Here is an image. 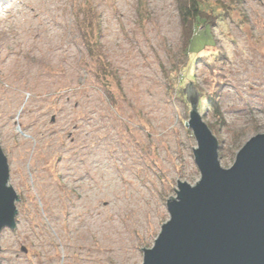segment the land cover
<instances>
[{
    "label": "rangeland",
    "instance_id": "1",
    "mask_svg": "<svg viewBox=\"0 0 264 264\" xmlns=\"http://www.w3.org/2000/svg\"><path fill=\"white\" fill-rule=\"evenodd\" d=\"M203 1L216 22L190 49L221 59L189 71L176 0H0V144L19 199L0 264H143L178 181H200L191 82L223 168L264 133V0ZM86 7L107 78L80 31Z\"/></svg>",
    "mask_w": 264,
    "mask_h": 264
},
{
    "label": "water",
    "instance_id": "2",
    "mask_svg": "<svg viewBox=\"0 0 264 264\" xmlns=\"http://www.w3.org/2000/svg\"><path fill=\"white\" fill-rule=\"evenodd\" d=\"M184 92L192 105L185 125L198 141L194 158L201 177L195 185L178 181L176 198L167 199L171 218L153 248L142 249L143 264H264V133L245 144L230 169L223 168L219 140L197 111L194 82ZM9 180L0 144V234L17 226L19 199Z\"/></svg>",
    "mask_w": 264,
    "mask_h": 264
},
{
    "label": "trees",
    "instance_id": "3",
    "mask_svg": "<svg viewBox=\"0 0 264 264\" xmlns=\"http://www.w3.org/2000/svg\"><path fill=\"white\" fill-rule=\"evenodd\" d=\"M177 6L179 10V14L181 17L182 22V28H183V49L187 52V60L188 62L184 65L185 68L192 69L199 61L203 62L213 69L214 62H218V59H221L219 54H211L210 56L213 57V61L210 62V56L198 55L199 52H202L205 50V47H208L209 45H205L201 51L192 53L191 52V45L193 40L195 39V35L202 31L207 30L208 28H212L213 24L216 22L214 18H212V15L210 16V13L207 10V5H205L203 0H176ZM223 2V1H222ZM227 5V4H225ZM228 6H223L220 8L223 11H227ZM82 19H79L81 21L80 23V31L82 32V37L84 40V43L86 44V47L88 49V52L91 54L92 58L96 60V63L99 64V67H105L106 64H104V55L101 51L100 42L98 41V33L100 29V20L99 16L97 15V12L93 8L86 7L82 11ZM210 59V60H209ZM207 60V61H206ZM212 63V65H210ZM100 71V77H106L107 75H112L109 72V69L106 67L104 70H98ZM99 75V74H98ZM107 78V77H106ZM107 93L108 96H110L113 101H115V96L112 93V90L109 86H107ZM198 92L202 95V97L205 95L203 92L199 90L198 85H196ZM180 92H183L182 89H180ZM207 102L210 103V105L214 106V104L211 101V97L207 96ZM221 147V146H220Z\"/></svg>",
    "mask_w": 264,
    "mask_h": 264
},
{
    "label": "bare ground",
    "instance_id": "4",
    "mask_svg": "<svg viewBox=\"0 0 264 264\" xmlns=\"http://www.w3.org/2000/svg\"><path fill=\"white\" fill-rule=\"evenodd\" d=\"M53 5H54V3H53ZM52 9H56V7L53 6ZM19 12H20V16H23V15H26L27 16L28 15V12H25V10H22V11H19ZM31 12H32V15L35 18H38V15L35 12H33V11H31ZM49 19H50V17L44 18V22H46V25L47 26L46 27L43 26V29L47 30L51 34L52 33L54 34L55 33V28H54V26L52 24H50ZM35 33L37 34V32H35ZM113 187L116 188V189H119V186L117 184H114ZM104 196H105L104 193H100L99 195L92 194V199L93 200H98L100 197H104Z\"/></svg>",
    "mask_w": 264,
    "mask_h": 264
}]
</instances>
